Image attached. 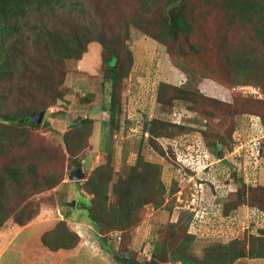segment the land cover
Instances as JSON below:
<instances>
[{"label":"rangeland","instance_id":"rangeland-1","mask_svg":"<svg viewBox=\"0 0 264 264\" xmlns=\"http://www.w3.org/2000/svg\"><path fill=\"white\" fill-rule=\"evenodd\" d=\"M79 1L80 5L67 7L71 23L66 28L72 31L74 25L100 26L104 44L111 42L109 47H114L120 59L125 57L127 49L132 52V69L114 91L107 65L102 63L103 44L91 41L82 58H65L62 67L57 68L53 93L59 91L63 96L46 99L42 105L48 106L41 110L44 113L40 123L16 126L7 122L8 118H1L7 130H15L16 138L6 139V144H13V150L0 159V180L6 182L0 194V229L24 227L53 216L58 222L67 223L68 219L79 215L90 225L91 230L86 228L89 234L117 235L118 255L128 254L138 258L141 264H146L147 257L153 253L160 257L162 264H179L186 257L197 264H223L219 256L222 246L230 249L235 244L244 247L246 254L229 264H264V256L256 257L264 255V249L257 244L254 235L264 227V216H258L257 209L250 206L254 203L264 207V187L257 186L264 185V158H257V138L262 139L261 155L264 156V128L261 126L264 120V37L257 21L249 20L244 25L242 20L235 21L219 4L226 0H215L217 3L152 0L147 8L144 0ZM180 4L187 12L192 30L158 39L163 38L160 23L165 19L173 21L172 15H178ZM109 47L102 51L103 55L109 53ZM182 87H189L194 96L206 89L207 93L218 94L227 103L199 96L194 105L184 95L179 97ZM119 89L121 111L111 101ZM17 103L13 98L5 101L2 111L12 116L19 113L21 107ZM38 105L27 103L30 110ZM111 109L116 111L113 118ZM254 115H259L260 119ZM148 119H154L155 123L157 120L166 124L179 122L185 127L184 132L175 135L180 147L176 156L181 150L188 152L189 144L196 149L198 142L203 141L214 153L216 149L210 139L226 144L229 150L212 155V162H209L211 158H205L208 151L200 152L202 158H195L193 154L198 166L190 169L171 155L167 138L158 135L155 143H147L150 134L146 136L143 127ZM209 124L211 129L220 130V137L214 131H205ZM222 137L228 139V143L222 142ZM161 142L171 158L162 155ZM76 164L84 175L70 178ZM207 164L208 171H205L203 167ZM259 164L263 167L258 168ZM102 165L107 167L102 174L113 178L112 181L105 176L103 181L107 184L104 203L128 200L125 192L129 184L135 193L139 192L135 182L130 181L134 166L143 172L144 168L157 170L166 185L164 199L157 203L156 196L152 195L145 205L132 211L136 216L135 225L127 230L110 229L108 224L92 220L88 205L100 197L95 195L98 189L93 188L95 180L90 177ZM232 170H238L246 189L256 186L262 196L257 195L260 201L245 197V205L242 204L234 216L225 217L217 204L219 199H215L218 192V198H224L222 195L235 190ZM217 176V187L213 190L212 183L205 182L207 179L216 182ZM120 178L130 183L117 187L115 193L114 183ZM97 184L98 188L103 186ZM208 200L217 205L208 208ZM200 203L206 204L207 217L201 224L197 221L192 224L196 212L192 209ZM67 230H70L68 226ZM188 231L195 237L189 238ZM137 234L141 235L142 243L130 248ZM235 236L244 240H233ZM128 241L131 251L127 249ZM157 246L160 249H156ZM176 246L179 252L174 250Z\"/></svg>","mask_w":264,"mask_h":264},{"label":"trees","instance_id":"trees-1","mask_svg":"<svg viewBox=\"0 0 264 264\" xmlns=\"http://www.w3.org/2000/svg\"><path fill=\"white\" fill-rule=\"evenodd\" d=\"M144 1L145 8H147L150 2H152V0ZM211 1H213V3H217L215 0ZM69 4L78 6L81 3L79 0H0V101L2 100V105L0 104V120L1 118H8L9 121L7 122L13 123L16 126H22L24 124H38L31 119L30 115L32 113H39L38 111L46 108L48 105L43 106L42 104L47 98L56 95L55 97L58 99L63 96V93L61 94L59 91H57V93H53L56 83L55 77H57L56 71L58 67H62V61L65 58H82V55L88 52V44L94 40H98L103 44L102 46L99 43L103 52L107 50L109 46H111V42H109V44H104L103 39L105 38L102 37L100 26L98 25L90 27L83 26L84 24H81L79 27L74 25L72 31L66 28L67 24L71 23V18L66 12ZM219 4L223 10L230 12L235 21L242 20V25L246 24L249 20L257 21V25L259 26L258 29L261 31V34L264 37V13H262L264 10V1L226 0L225 3L219 2ZM184 11L185 8L183 5H181L178 15H175L173 21L170 22L165 19L160 23V25H162L160 27V33L163 38L158 39L162 40L166 37H170L171 35H182V32H188L192 30V25L188 20L187 12ZM96 29L97 32H95ZM147 35L149 34L147 33ZM150 36L157 39V36L155 35ZM109 48V53H107V55H103L101 51V56L102 63L107 65V69L111 75L113 90L115 91L117 86H121L122 81L128 77V74L130 73L133 66V55L132 52L127 49L124 55L125 57L120 59V56L116 53L114 47ZM53 61L55 63H53ZM60 73H64L63 69H60ZM211 88L217 91L216 87L212 86ZM41 93L44 96H42ZM118 93L113 94L114 98L112 97L111 101L114 102L115 105H117V109L121 111V89H119ZM181 94L187 98V101L193 102L194 105L197 103L199 96L207 97L211 101L227 103L221 98L220 95L209 94L206 92V89L201 90V92L199 91V93L194 96V93L191 92L189 87H182L179 97H182ZM12 98L14 99V102L18 100L17 105L18 107H21L20 112L14 114L13 116L10 114V112L2 111L5 101H11ZM20 98L22 100H20ZM21 103L24 104V106H20ZM27 103H31V105L37 103L39 105L33 110H30L27 107ZM201 106L202 103L200 104L199 108ZM234 110L235 109L232 110V113ZM111 111V117L113 118L116 111L115 109H111ZM158 121L162 120H157L156 123L154 119L146 120V125L143 127L145 131L144 134H150L147 139V143L149 142V144H151V141H157L156 137H158V135H162L170 141L169 143L171 146L169 150L171 151V155L177 159L175 152H177L180 147L179 143L175 140V135L179 134V132H184L185 127L171 122L166 124L165 122ZM2 123L4 122L0 121V159L1 157L10 154L13 150V144H6V139L11 140L16 138L15 130H7L5 125ZM210 126L211 124H209V126L207 125L205 131L207 133L214 131L215 134H220L218 136L220 137V130H213L210 128ZM262 126L264 128V120H262ZM220 139H223L222 142L228 143V139L226 140L225 137ZM209 142L216 149V151L214 150L213 155L216 153L221 155L227 151L226 149H228L226 144L218 142V140L210 139ZM155 146L157 147V144H155ZM160 150L164 157L166 156L167 158H171L169 152H167L168 150H165L162 142L160 145ZM259 158L263 159L264 156H262L260 153ZM137 167L138 166H134L132 168V179L130 181L135 182L139 192L135 193L131 188L132 184H129L126 187L127 190L125 192L126 196L129 195L128 200H125L124 202L120 200V202L116 204H107L106 202L104 203V192L106 190L105 186L107 184L103 181L106 177L110 178L112 181L113 178L111 175L102 174L105 172L104 170H107L106 166L102 165L97 168V171L90 177V179L95 180V183L92 185L93 188L98 189L97 192H95V195H98L101 200L98 199L97 202H94L93 200V202L88 205L87 211L89 212L92 220L97 222L100 221L102 224H108L110 229L118 228L127 230L135 225L134 219H136V216L132 213V211H135L139 207L141 208L143 205H145L148 202L147 200L152 198V195L156 196L155 200L157 203H161V201L164 199L166 185L160 180L161 177L159 176V173L153 168H144L143 172ZM261 167H263V164H259L258 168ZM204 170L208 171V168ZM237 171L238 170H232L230 173L233 180L232 182L236 184L235 190H230L226 195H222L224 198H218L220 197V193L218 192L217 195L219 196H217L215 199H219L217 204L221 208V214L225 217L234 216L241 205H245V197H255L257 201H260L261 198H258L260 196L257 195L262 196L261 189H256V186H250L252 187L251 190L246 189L247 186L244 182V179L238 174ZM216 178V182H212L210 179H207V182H205L208 185V181H210L212 183L213 190H216L215 187H217L216 183L218 182V176ZM130 181H126V178H120L114 183L115 188L113 191H117V187H125L126 184L130 183ZM144 181L146 182V185ZM97 183H101L103 186L98 188ZM257 186L264 187L263 184ZM5 187L6 182L0 180V194L4 191ZM250 192H253V194L250 195ZM136 194L139 196L136 197ZM159 198H161V200H159ZM262 198L264 197L262 196ZM217 204L213 203L212 200H208L207 206L208 208H212ZM251 204L252 205L250 206L253 209H257V212L255 213L258 216H264V207L262 208L261 206L254 203ZM96 206L97 210L95 209ZM207 206L206 204L203 205L204 208H207ZM259 229L263 230V232L259 230V232H256L254 235L255 238L258 239L257 244L259 243L261 249H264V227ZM187 234L189 238L192 236L195 237V234H192L190 231H188ZM234 238L232 239L238 240L239 242L244 240L242 237L239 239L238 237H236V239ZM99 239L106 247H108L112 254L116 256L119 253V251L110 243L111 241L108 234L99 236ZM79 240L80 235L73 230H67V225L63 221L59 222L57 227L43 234L44 243L49 248L54 250L60 248H72L78 244ZM248 246L250 247V245ZM127 249L129 250V241L127 244ZM156 249H160V247L157 246ZM222 249V251H219L222 252V254L220 253L219 256L221 260H223V264H229V261L232 262L233 260H236L242 255L244 256L246 254V252L243 250L245 248L237 246V244L234 246L232 245L230 249L229 246H222ZM174 250L179 252L178 246H176ZM226 252H228V255H225ZM261 256L264 255L260 254L256 257ZM159 258L160 257L157 258V254L153 253L151 254V258L146 261V264H162ZM117 260L123 262L118 258ZM189 262L192 261L186 257L179 264H187ZM167 264L172 263L170 262Z\"/></svg>","mask_w":264,"mask_h":264},{"label":"crops","instance_id":"crops-1","mask_svg":"<svg viewBox=\"0 0 264 264\" xmlns=\"http://www.w3.org/2000/svg\"><path fill=\"white\" fill-rule=\"evenodd\" d=\"M46 216V215H45ZM59 222L56 218H41L33 224L19 228L0 229V264H117L116 256L91 230L84 218L78 215L68 219L66 225L80 235L78 244L72 248H49L43 234ZM87 229V230H88ZM95 231V230H94ZM7 233V234H6ZM97 233V232H96ZM112 241V240H110ZM116 249L118 242H110ZM142 243L140 234L134 236L130 248ZM131 251V249L129 250Z\"/></svg>","mask_w":264,"mask_h":264},{"label":"clouds","instance_id":"clouds-1","mask_svg":"<svg viewBox=\"0 0 264 264\" xmlns=\"http://www.w3.org/2000/svg\"><path fill=\"white\" fill-rule=\"evenodd\" d=\"M254 116H256V117H258L259 119H260V116H258V115H254ZM262 122V121H261ZM175 124H178V125H181V123L179 124V122H174ZM261 126H262V123H261ZM261 126H259V132H261L262 131V127ZM146 135H148L147 133H146ZM257 141L259 142V146H258V156H257V158L259 159V154L261 153V146H262V139L261 138H257ZM197 144V143H196ZM190 145L191 144H189L188 145V148H186V150L188 151V152H186V151H179V153H178V156H177V160L179 161L180 160V162L182 163V164H184V166H186V167H190V168H194L195 166H198V165H196L195 164V162L193 161V159L194 158H192L193 157V154H195V158L197 157V158H202V156H201V154H200V152L202 153V152H204V151H208L209 153H208V155L205 157L206 159H210V161L209 162H212V160H214L213 159V157H211L212 155H213V152H211L210 151V149L207 147V145H205L204 144V141H203V143L201 144V143H199L198 142V144H197V146H196V149L195 148H190ZM192 149V150H191ZM234 150H235V148H234ZM178 151V150H177ZM193 151V152H192ZM176 154H177V152H176ZM217 155H215L214 154V156H218L219 154L218 153H216ZM181 156V157H180ZM183 157V158H182ZM204 159V158H203ZM209 162H207V163H209ZM209 164H207V165H205L203 168L204 169H206V168H208L209 166H208ZM77 166V168H80L78 165H76ZM76 168V169H77ZM82 170V169H81ZM75 171V170H74ZM73 171V172H74ZM73 174V173H72ZM198 207H196V208H193L192 210L193 211H195L196 210V212L197 211H200V210H204L205 212H207L208 213V209L207 208H204L203 207V204L202 203H200V204H198L197 205ZM195 212V213H196ZM195 215V214H194ZM206 217H207V215H206ZM108 236H109V238H110V240H115L116 242H118V237H117V235H113V234H108ZM120 239H121V237H120ZM121 255V254H120ZM121 256H128V254L127 255H121ZM128 257H130V256H128ZM148 258V260L151 258V256L150 257H147ZM134 259H136V258H134ZM136 260H138L139 261V259L137 258ZM140 262V261H139ZM126 264V263H125ZM140 264H141V262H140Z\"/></svg>","mask_w":264,"mask_h":264},{"label":"water","instance_id":"water-1","mask_svg":"<svg viewBox=\"0 0 264 264\" xmlns=\"http://www.w3.org/2000/svg\"><path fill=\"white\" fill-rule=\"evenodd\" d=\"M173 19L175 18V15H172ZM43 111L39 112V113H32L30 115L31 119L37 123H40L42 121L43 118ZM84 175L83 171L81 170V168H77L72 175H70V178H81ZM118 259L122 260L124 263L126 264H140V262L132 257H128V256H120V255H116ZM187 264H197L195 262H189Z\"/></svg>","mask_w":264,"mask_h":264},{"label":"built area","instance_id":"built-area-1","mask_svg":"<svg viewBox=\"0 0 264 264\" xmlns=\"http://www.w3.org/2000/svg\"><path fill=\"white\" fill-rule=\"evenodd\" d=\"M206 215L207 212H205L204 210L197 211L194 215V219L192 220V224H194L196 221L201 224L203 221H205Z\"/></svg>","mask_w":264,"mask_h":264}]
</instances>
